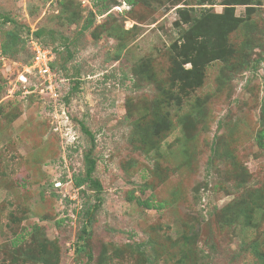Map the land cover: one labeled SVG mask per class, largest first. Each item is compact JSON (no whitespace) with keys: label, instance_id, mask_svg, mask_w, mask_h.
<instances>
[{"label":"rangeland","instance_id":"rangeland-1","mask_svg":"<svg viewBox=\"0 0 264 264\" xmlns=\"http://www.w3.org/2000/svg\"><path fill=\"white\" fill-rule=\"evenodd\" d=\"M227 7L229 24L211 18L224 38L208 45L232 57L199 56L203 84L184 89L172 76L192 68L185 13ZM12 35L0 60V264H264V0H0L1 46ZM30 36L55 48L54 93L26 72ZM155 113L170 128L148 135ZM91 148L102 205L79 253L96 192L74 178Z\"/></svg>","mask_w":264,"mask_h":264},{"label":"trees","instance_id":"trees-1","mask_svg":"<svg viewBox=\"0 0 264 264\" xmlns=\"http://www.w3.org/2000/svg\"><path fill=\"white\" fill-rule=\"evenodd\" d=\"M132 2V1H130ZM232 4L236 3H227L226 5L230 6ZM233 16L231 7H227L224 13L222 14H215V15H209L206 14L200 18L189 16L187 13H185V21L184 23L192 22L191 23V29L192 34H189L187 37V40L189 43H191V49L189 50L187 48V51L184 55V64L190 63L192 65V68L189 70H185L182 67L183 63H180L182 67L180 70L178 68L173 69V76L174 80L177 82H180L184 89L185 88H199L203 84V74H204V67L207 62H201L199 60V56L206 55L210 59H220L227 61L229 57H232V55H229L228 57L225 56V51L223 48L218 49H209L210 45L209 42L211 40L215 41L216 46L219 45V41L224 38V34L221 33L216 27H213L211 23V18H215V24L226 26L229 24L231 17ZM5 21H10V19L5 18ZM238 22V20H236ZM230 29H227V31ZM226 31V32H227ZM41 32L37 33V36H40ZM39 38V37H38ZM19 40V37L17 35H12L8 40L3 42L0 51L1 56L4 57L5 54H7V50L9 48V45ZM223 50V51H222ZM194 52V53H193ZM194 56V57H193ZM176 62V61H175ZM209 62V61H208ZM257 62V61H256ZM255 62V64H256ZM32 63V60L30 64ZM29 64V65H30ZM253 63V65H255ZM53 68V65H52ZM248 67H246L247 69ZM35 77L34 74H30ZM185 92V91H184ZM178 98V97H177ZM161 109L158 108L157 112H160ZM153 122H148L147 126L145 127L144 131L149 135H152V132H159L161 130H168L170 128V121H168V117L165 115H161L160 113L152 114ZM151 118V119H152ZM155 118V119H154ZM262 129L257 133L256 141L258 147L264 149V109L262 111ZM84 133L88 136H91L93 139V135L86 129L84 125L81 126ZM84 165H85V171L83 175L75 176L74 178V186L76 188H82L83 186H87L88 188L94 190L96 192V202L89 207L88 210L85 211V216L87 217V221L85 223L84 229H83V235L79 238V245L77 246V252H87V246L84 243L87 239V235L89 233L88 227L92 223V217L94 213L101 207L102 205V197L101 194L103 192L102 184L99 180L94 179L93 175L96 171L97 166V160L93 157V150L92 148L88 153H86L84 157ZM137 203L139 205L145 206L147 208H153V205H151L148 201H142L140 199H137ZM88 261L93 259L92 253H87Z\"/></svg>","mask_w":264,"mask_h":264},{"label":"built area","instance_id":"built-area-1","mask_svg":"<svg viewBox=\"0 0 264 264\" xmlns=\"http://www.w3.org/2000/svg\"><path fill=\"white\" fill-rule=\"evenodd\" d=\"M28 43L32 52V63L26 67V72L42 79L41 85L44 87L43 89L54 93L57 87L56 74L52 68V63L55 59V48L46 46L34 36L29 37ZM0 60L4 61L1 51ZM20 81L22 80L20 79Z\"/></svg>","mask_w":264,"mask_h":264}]
</instances>
